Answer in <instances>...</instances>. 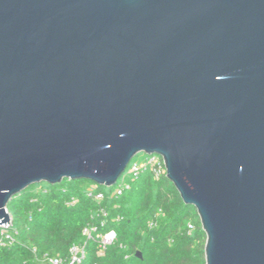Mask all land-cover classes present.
Returning <instances> with one entry per match:
<instances>
[{
  "label": "water",
  "instance_id": "95a60500",
  "mask_svg": "<svg viewBox=\"0 0 264 264\" xmlns=\"http://www.w3.org/2000/svg\"><path fill=\"white\" fill-rule=\"evenodd\" d=\"M141 152L205 264H264V0H0V225L27 187H111Z\"/></svg>",
  "mask_w": 264,
  "mask_h": 264
},
{
  "label": "trees",
  "instance_id": "16d2710c",
  "mask_svg": "<svg viewBox=\"0 0 264 264\" xmlns=\"http://www.w3.org/2000/svg\"><path fill=\"white\" fill-rule=\"evenodd\" d=\"M119 180L111 187L85 179L41 182L14 195L7 210L16 232L11 245L0 246V264H47L41 255L67 257L80 242L86 243L83 264H205L206 235L196 209L165 175L129 178L118 195ZM90 226L96 232L86 238L82 231ZM111 230L116 238L100 253L97 235Z\"/></svg>",
  "mask_w": 264,
  "mask_h": 264
},
{
  "label": "built area",
  "instance_id": "2783aa9c",
  "mask_svg": "<svg viewBox=\"0 0 264 264\" xmlns=\"http://www.w3.org/2000/svg\"><path fill=\"white\" fill-rule=\"evenodd\" d=\"M142 173H150L154 178H159L162 175L166 176V168L161 156L157 154L146 155L141 160H134L122 174L119 180L118 186L114 190V194H121L125 189L129 188V182L124 174L128 175V178H136ZM92 191L91 189L89 190ZM89 192V195H91ZM95 199L101 200L103 193L95 194ZM160 210L158 211V214ZM154 225L150 222V226ZM188 228L191 229L192 225L189 223ZM15 230L12 227V219L9 223L0 225V246H9L14 241ZM96 232L95 226L85 227L82 234L86 238H91L92 234ZM99 239L100 253L110 245L116 238V234L113 230L97 235ZM85 242L76 243L70 246L67 257L52 256L48 253H44L39 257V261L47 264H83V260L86 255Z\"/></svg>",
  "mask_w": 264,
  "mask_h": 264
},
{
  "label": "rangeland",
  "instance_id": "374dc122",
  "mask_svg": "<svg viewBox=\"0 0 264 264\" xmlns=\"http://www.w3.org/2000/svg\"><path fill=\"white\" fill-rule=\"evenodd\" d=\"M145 156H146V154L143 153V152H141V153H138V154L133 158V160H141V159H143ZM124 177L127 178V180L129 179L127 174H124Z\"/></svg>",
  "mask_w": 264,
  "mask_h": 264
}]
</instances>
